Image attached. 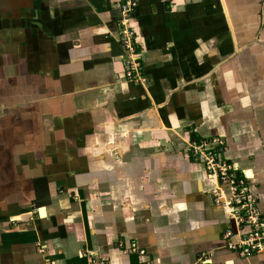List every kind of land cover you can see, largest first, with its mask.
Masks as SVG:
<instances>
[{"label":"crops","instance_id":"0c3cea01","mask_svg":"<svg viewBox=\"0 0 264 264\" xmlns=\"http://www.w3.org/2000/svg\"><path fill=\"white\" fill-rule=\"evenodd\" d=\"M137 1L141 84L121 0H0V264H264L184 153L224 140L264 216V0Z\"/></svg>","mask_w":264,"mask_h":264},{"label":"built area","instance_id":"2783aa9c","mask_svg":"<svg viewBox=\"0 0 264 264\" xmlns=\"http://www.w3.org/2000/svg\"><path fill=\"white\" fill-rule=\"evenodd\" d=\"M138 8L137 0H121L120 40L125 52L124 79L141 84L144 81V65L136 34L130 27ZM225 144V141L218 137L190 141L184 153L195 163L204 166L207 177L218 184L217 190L212 193L214 204L226 211L228 219L235 227L231 226L224 232L226 249L240 257L248 258L264 253V216L259 210V201L252 193L247 177L235 164L223 157ZM128 251L144 254L135 243L125 249V252Z\"/></svg>","mask_w":264,"mask_h":264}]
</instances>
